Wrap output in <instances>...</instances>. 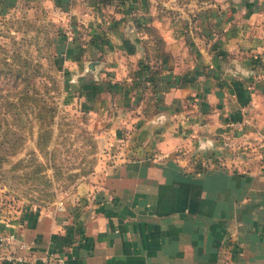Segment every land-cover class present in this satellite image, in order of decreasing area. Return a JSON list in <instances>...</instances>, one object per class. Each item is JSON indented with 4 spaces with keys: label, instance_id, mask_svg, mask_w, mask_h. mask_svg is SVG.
<instances>
[{
    "label": "rangeland",
    "instance_id": "obj_1",
    "mask_svg": "<svg viewBox=\"0 0 264 264\" xmlns=\"http://www.w3.org/2000/svg\"><path fill=\"white\" fill-rule=\"evenodd\" d=\"M81 5L63 23L46 6L0 0V100L9 95L21 119L7 120V151L2 146L7 128L0 125L2 234L31 210L68 203L116 161L152 160L155 133L168 125L161 98L196 80L200 70L206 79L215 77L206 71L202 53L227 74L236 65L234 54L224 52V33L238 31L244 37L241 52L261 50L264 65V0H83ZM255 89L264 94V86ZM246 126H253L250 114L248 120L227 122V138L209 161L236 162L235 170L247 171L255 147L233 135ZM184 155L212 168L202 155L179 150L178 157Z\"/></svg>",
    "mask_w": 264,
    "mask_h": 264
},
{
    "label": "crops",
    "instance_id": "obj_2",
    "mask_svg": "<svg viewBox=\"0 0 264 264\" xmlns=\"http://www.w3.org/2000/svg\"><path fill=\"white\" fill-rule=\"evenodd\" d=\"M29 1L64 23L83 0ZM238 35L224 33V52L236 63L229 74L202 53L217 78L200 70L161 98L168 125L155 133L152 160L116 161L63 211L31 210L12 222L8 231L30 246L28 264L45 256H54V264H264V94L255 89L264 86V65L259 43L244 54ZM249 114L253 126L233 132L235 141L255 147L247 171L235 170L236 162L209 161L228 133L226 123ZM179 150L202 155L212 168L178 157ZM6 253L0 248V264H9Z\"/></svg>",
    "mask_w": 264,
    "mask_h": 264
},
{
    "label": "built area",
    "instance_id": "obj_3",
    "mask_svg": "<svg viewBox=\"0 0 264 264\" xmlns=\"http://www.w3.org/2000/svg\"><path fill=\"white\" fill-rule=\"evenodd\" d=\"M239 125V124H238ZM232 124V126H238ZM224 147H229L226 143ZM57 208L60 211L64 210V206L59 203ZM0 248H6L7 253L2 256L3 260L9 264H28V253L30 252V246L20 242L13 232L6 234L0 233ZM54 256H45L39 260L38 264H54Z\"/></svg>",
    "mask_w": 264,
    "mask_h": 264
},
{
    "label": "trees",
    "instance_id": "obj_4",
    "mask_svg": "<svg viewBox=\"0 0 264 264\" xmlns=\"http://www.w3.org/2000/svg\"><path fill=\"white\" fill-rule=\"evenodd\" d=\"M8 63L5 62V65H7ZM9 95H4V101H1L0 102V125L2 122H5V125H6V132H5V136H8L11 134V129H10V124H8L7 120L8 118H14L15 120L18 119L21 121V119L19 118L20 114H16V110H18L19 108L13 104L11 101H9ZM43 109V108H42ZM20 110V109H19ZM21 113V112H20ZM39 117H43L42 114H39ZM44 118V117H43ZM24 128V127H23ZM10 143V139H9V136L6 138V141L2 144V146H6V148L4 150H8L7 146L9 145ZM7 152H5L4 154H6ZM6 156V155H5ZM2 160L4 159L3 156L1 158Z\"/></svg>",
    "mask_w": 264,
    "mask_h": 264
}]
</instances>
